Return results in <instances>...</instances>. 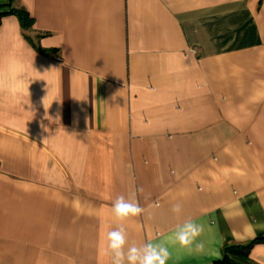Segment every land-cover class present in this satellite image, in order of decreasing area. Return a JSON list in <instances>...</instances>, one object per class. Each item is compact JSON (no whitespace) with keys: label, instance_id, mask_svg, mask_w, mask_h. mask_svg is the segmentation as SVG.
Returning a JSON list of instances; mask_svg holds the SVG:
<instances>
[{"label":"crops","instance_id":"0c3cea01","mask_svg":"<svg viewBox=\"0 0 264 264\" xmlns=\"http://www.w3.org/2000/svg\"><path fill=\"white\" fill-rule=\"evenodd\" d=\"M10 7L32 22L0 16V264H111L101 240L132 190L128 243L168 264L264 236V0ZM189 219L203 231L183 247ZM248 256L264 264V240Z\"/></svg>","mask_w":264,"mask_h":264},{"label":"clouds","instance_id":"9594fccd","mask_svg":"<svg viewBox=\"0 0 264 264\" xmlns=\"http://www.w3.org/2000/svg\"><path fill=\"white\" fill-rule=\"evenodd\" d=\"M112 213L120 222L114 229L107 231L101 240V252L110 257L111 264H168L171 253L164 244L148 240L143 244H129L125 221L139 217L144 209L137 200V190L129 192L127 198L118 196L112 203ZM180 204L172 206L173 213H180ZM203 231V226L189 219L177 225L174 230L176 241L183 247H190ZM196 249L203 250L202 243H196Z\"/></svg>","mask_w":264,"mask_h":264},{"label":"trees","instance_id":"16d2710c","mask_svg":"<svg viewBox=\"0 0 264 264\" xmlns=\"http://www.w3.org/2000/svg\"><path fill=\"white\" fill-rule=\"evenodd\" d=\"M13 1H8V3L3 4V6H11V3ZM14 14L19 22L22 28H27L31 25V20L27 15V12L23 8H16V7H10L8 10L1 11L0 16L4 14ZM264 240V236H260L256 238L254 241H261ZM254 241H250L244 244H230L224 246L222 253L223 257L221 262L223 264H253L248 256V251L250 249L251 244L254 243Z\"/></svg>","mask_w":264,"mask_h":264},{"label":"rangeland","instance_id":"374dc122","mask_svg":"<svg viewBox=\"0 0 264 264\" xmlns=\"http://www.w3.org/2000/svg\"><path fill=\"white\" fill-rule=\"evenodd\" d=\"M7 0H0V3H2V2H6Z\"/></svg>","mask_w":264,"mask_h":264}]
</instances>
